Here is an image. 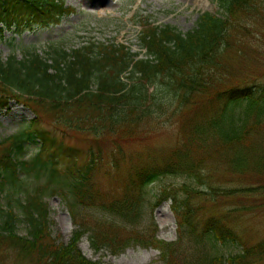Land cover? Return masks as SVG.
<instances>
[{"label":"trees","instance_id":"1","mask_svg":"<svg viewBox=\"0 0 264 264\" xmlns=\"http://www.w3.org/2000/svg\"><path fill=\"white\" fill-rule=\"evenodd\" d=\"M209 1L221 12L202 13L191 32L147 25L140 33L143 57L119 43L95 42L71 50L52 48L51 57L30 51L22 59L11 55L4 61L0 54V109L15 101L34 113L21 131L0 143V192L10 186L5 211L0 203V251L19 253L26 264H98L80 251L88 235L97 252L115 255L131 244L152 246L161 251L164 264L264 259V242L248 247L233 226L235 216L208 215L205 205L209 198L211 206L220 202L215 192L210 195L218 187L206 172L210 158L264 175L263 149L257 148L264 133V76L232 65L246 57L240 22L248 17L264 21V0ZM73 11L64 0H0V39L4 29L48 27ZM166 115L182 121L180 145L163 158L126 159L120 138H144V130ZM74 139L87 142L88 150L82 153L72 145ZM106 141L115 145L107 166L114 186L107 190L96 183ZM34 145L35 155L27 159ZM84 155L89 161L78 165ZM165 176L186 178L181 187L165 188L154 205L173 200L176 242L141 229L146 189ZM225 191L223 196L233 195ZM58 195L76 225L68 244L51 240L46 199ZM91 208L97 214L80 212ZM19 219L28 227L27 237L16 233ZM233 243L244 252L221 253L220 245Z\"/></svg>","mask_w":264,"mask_h":264},{"label":"rangeland","instance_id":"2","mask_svg":"<svg viewBox=\"0 0 264 264\" xmlns=\"http://www.w3.org/2000/svg\"><path fill=\"white\" fill-rule=\"evenodd\" d=\"M64 0L65 6L74 9L70 15L61 17L59 23L50 24L48 27H36L33 30L24 29L23 26L12 30H3V37L0 39V54L4 61L11 55H16L18 60L22 59L30 51H36L44 57H51L48 52H53L52 48L64 47L69 50L82 47L89 43L122 44L130 48L133 53L145 55L140 47V33L147 25L167 26L172 25L182 33L191 32L196 26L202 13H220L219 6L214 1L205 0ZM260 21V20H259ZM244 34V50L246 53L243 63L237 60L232 61V65L239 70L250 74L264 76V21H251L246 18L241 22ZM1 27V26H0ZM237 56V54L235 55ZM235 79V75H230V79ZM264 82V81H263ZM153 88H150V92ZM34 113L26 106L11 102L9 108L0 109V143L2 140L18 133L22 130L26 122L32 121ZM155 122V123H154ZM148 129L144 130V138H137L131 141H120L126 159L133 155V159H153L163 158L169 155L174 148L180 145V140L184 135L181 131L182 121L178 123L172 121L169 115L156 118ZM173 122V123H172ZM45 125L47 123H44ZM260 146L263 149L260 155H264V133H260ZM253 136H249L251 138ZM77 140V139H74ZM109 139L108 141H111ZM125 140V139H124ZM255 140V138H251ZM249 143V140H248ZM76 146L85 153L88 144L85 141H74ZM116 144V145H117ZM112 144L103 142L102 149L104 160L101 158L96 164L100 173L96 177L98 187L109 189L114 186L107 167L111 160ZM35 145L30 146L27 159L35 155ZM78 165H83L89 161L86 155L78 157ZM67 163H69L67 161ZM206 172L209 171L217 183V189L210 195H218L220 202L215 203L217 207L211 206L210 198L205 201L207 204V214L219 213L225 216H235L233 226L237 231L241 242H245L248 247L264 242V175L260 172H248L247 167L240 171L234 170L227 165L218 163V159L208 160ZM218 163V164H217ZM65 164V163H63ZM259 177V178H258ZM186 182L184 176H165L161 180L154 182L146 189V201L144 207V221L141 229L149 230L151 237L166 242L178 241V219L173 212V200L168 199L158 206H154L159 199L158 196L165 188L181 187ZM226 190L223 196L222 192ZM10 186L6 185L3 192H0L1 204L6 210ZM46 202L50 210V234L51 240L57 244H68L76 229L67 203L58 196H49ZM15 206V202H12ZM82 215L90 217L97 211L82 209ZM98 217V216H97ZM103 217V216H100ZM110 221L113 219L110 218ZM116 223L122 226V222L115 219ZM16 233L27 237L28 227L20 219L16 223ZM115 230V229H114ZM126 230V227H124ZM121 227L117 230L124 236L126 233ZM116 231V230H115ZM151 239V238H150ZM80 251L90 261L98 264H164L160 259L161 251L152 246L143 247L139 244H131L119 254H112L107 250L100 252L91 247L89 237L86 235L79 243ZM221 253L225 255H236L244 252L240 244H222L219 247ZM23 256L19 253L0 251V264H26L22 261ZM27 264L29 262L27 261ZM244 264H264V259L250 257Z\"/></svg>","mask_w":264,"mask_h":264},{"label":"bare ground","instance_id":"3","mask_svg":"<svg viewBox=\"0 0 264 264\" xmlns=\"http://www.w3.org/2000/svg\"><path fill=\"white\" fill-rule=\"evenodd\" d=\"M199 1H201V3H205L206 4V1L205 0H199Z\"/></svg>","mask_w":264,"mask_h":264}]
</instances>
